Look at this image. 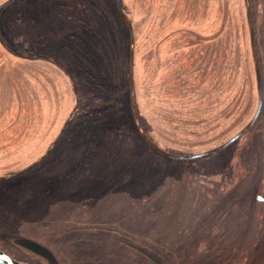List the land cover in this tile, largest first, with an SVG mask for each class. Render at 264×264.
Returning a JSON list of instances; mask_svg holds the SVG:
<instances>
[{
    "label": "rangeland",
    "instance_id": "1",
    "mask_svg": "<svg viewBox=\"0 0 264 264\" xmlns=\"http://www.w3.org/2000/svg\"><path fill=\"white\" fill-rule=\"evenodd\" d=\"M121 2L147 130L137 123L153 144L195 155L250 121L248 20L261 112L217 153L166 158L133 120L129 31L115 0L7 4L0 36L20 57L0 45V250L41 264L7 240L19 235L61 264H264V0ZM20 49L60 61L75 92L64 71Z\"/></svg>",
    "mask_w": 264,
    "mask_h": 264
},
{
    "label": "water",
    "instance_id": "2",
    "mask_svg": "<svg viewBox=\"0 0 264 264\" xmlns=\"http://www.w3.org/2000/svg\"><path fill=\"white\" fill-rule=\"evenodd\" d=\"M15 0H6L4 1L2 4H0V10L6 6L7 4L13 2ZM116 9L121 17V19L124 21L128 31H129V60H128V84H129V91L131 94V98H132V112H133V120L134 123L138 129V131L141 133V130L139 128V125L137 123V108H136V103H135V95L133 93V78H132V69H133V33H132V29H131V24L128 22V20L125 18L124 14L122 13L121 9H120V0H117L116 3ZM247 17H249V9H247ZM248 30H249V41H250V47L252 50V56H253V61H254V74H255V83H256V92H257V97H258V103H257V108L256 111L254 113V115L252 116V118L250 119V121L243 127L241 128L233 137H231L229 140H227L226 142H224L223 144L212 148L210 150H207L205 152L199 153V154H195V155H183V156H177V155H173L169 152H166L162 149H160L158 146H156L155 144H153L143 133H141V136L143 138V140L147 143V145H149V147H151L155 152L159 153L160 155L169 158V159H176V160H194V159H199L205 156H209L211 154L217 153L223 149H225L227 146H229L230 144H232L234 141H236L238 138H240L244 133H246L251 126L254 124V122L256 121L260 110H261V106H262V95H261V79H260V72H259V66H258V61H257V57L254 51V31H253V27L251 22L248 20ZM0 45L3 47V49L8 52L9 54L13 55V56H18L20 57V55H18L17 53L13 52L12 50H10L5 43L3 42V40L1 39L0 36ZM24 57H38L41 59H45L48 60L49 62L56 64L58 66H62L58 61L49 58L47 56H43V55H24ZM64 72L67 74L68 78L71 80L72 83V87L73 90L75 92V86L74 83L72 81L71 76L69 75L68 71L63 67ZM63 131V129H62ZM257 200H262L259 196H257ZM7 240L9 241L10 244H12L16 249H18L23 255L30 257L32 260H37L39 261L41 264H61V260L52 252L50 251L48 248H46L45 246L30 240L28 238L19 236V235H11L7 238ZM0 264H21L19 262H17L16 260L12 259L11 257H9L7 254H5L4 252H2L0 250Z\"/></svg>",
    "mask_w": 264,
    "mask_h": 264
},
{
    "label": "trees",
    "instance_id": "3",
    "mask_svg": "<svg viewBox=\"0 0 264 264\" xmlns=\"http://www.w3.org/2000/svg\"><path fill=\"white\" fill-rule=\"evenodd\" d=\"M100 23H101V21H100ZM108 35H109V33H108ZM52 33L51 32H47V33H45L44 34V36H42V38H43V41L42 42H45V41H48V39H51L52 38ZM106 39L108 38V36H104ZM110 37V36H109ZM1 39L3 40V42L6 44V45H8V42H7V40L4 38V36L3 35H1ZM40 39V38H39ZM39 39H37V38H34V39H32L33 40V42L34 43H37V42H39ZM111 38H109V40H110ZM41 40V39H40ZM107 41H108V39H107ZM110 42H111V40H110ZM31 43V42H30ZM20 54H25V55H38V54H33V53H30V52H28V50H24V49H20ZM39 55H41V54H39ZM42 55H44V56H47L46 54H42ZM48 57V56H47ZM29 59L30 60H37V61H42V62H46L47 60H45V59H41V58H38V57H29ZM58 62H60V61H58ZM104 62V61H103ZM47 63H49V64H51V65H53L52 63H50L49 61H47ZM54 67H57V66H55V65H53ZM59 68V67H58ZM60 69V68H59ZM103 74V73H102ZM6 78H7V84L8 83H10V81H12L13 80V77H11V75L10 74H8V76H6ZM6 84V85H7ZM5 85V84H4ZM138 122L140 123V126L142 127V129L143 130H147V127H146V125L144 124V121L142 120V118H140V116H139V114H138ZM170 153H172V152H170ZM176 155V154H175ZM6 254V253H5ZM8 255V254H7ZM9 257H11L12 259H14V260H16V261H20L19 259H16V258H14V257H12L10 254L8 255Z\"/></svg>",
    "mask_w": 264,
    "mask_h": 264
},
{
    "label": "flooded vegetation",
    "instance_id": "4",
    "mask_svg": "<svg viewBox=\"0 0 264 264\" xmlns=\"http://www.w3.org/2000/svg\"><path fill=\"white\" fill-rule=\"evenodd\" d=\"M116 3H117V0H115V10H116V12H117V14H118V16L120 17V15H119V13H118V11H117V9H116ZM120 9H121V11H122V13H123V9H122V2H121V0H120ZM124 14V13H123ZM124 16H125V18H126V14H124ZM120 19H121V17H120ZM44 56V55H43ZM48 61V60H47ZM51 63V62H50ZM60 63V62H59ZM53 64V63H52ZM61 64V63H60ZM53 65H55V66H57V67H59L62 71H64L63 70V66H58V65H56V64H53ZM258 103V102H257ZM257 108V107H256ZM261 108H262V106H261ZM260 112H261V110H260ZM259 116V115H258ZM258 118V117H257ZM257 120V119H256ZM255 123V122H254ZM57 143V139L56 140H54V142H53V144L51 145V146H53V145H55ZM150 259H152V260H154L153 258H151L150 257Z\"/></svg>",
    "mask_w": 264,
    "mask_h": 264
},
{
    "label": "bare ground",
    "instance_id": "5",
    "mask_svg": "<svg viewBox=\"0 0 264 264\" xmlns=\"http://www.w3.org/2000/svg\"><path fill=\"white\" fill-rule=\"evenodd\" d=\"M237 27V26H236ZM241 115H243V114H241ZM241 117V116H240Z\"/></svg>",
    "mask_w": 264,
    "mask_h": 264
}]
</instances>
